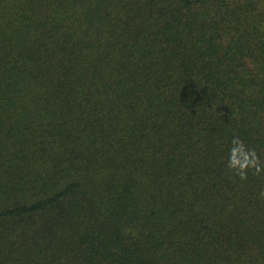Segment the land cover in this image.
Listing matches in <instances>:
<instances>
[{
  "label": "trees",
  "instance_id": "obj_1",
  "mask_svg": "<svg viewBox=\"0 0 264 264\" xmlns=\"http://www.w3.org/2000/svg\"><path fill=\"white\" fill-rule=\"evenodd\" d=\"M262 191L264 0H0V264H264Z\"/></svg>",
  "mask_w": 264,
  "mask_h": 264
},
{
  "label": "clouds",
  "instance_id": "obj_2",
  "mask_svg": "<svg viewBox=\"0 0 264 264\" xmlns=\"http://www.w3.org/2000/svg\"><path fill=\"white\" fill-rule=\"evenodd\" d=\"M229 149L227 167L241 180L247 179L249 169H254L253 174L258 175L262 170L261 161L254 148H248L239 137H233ZM264 197V191L260 193Z\"/></svg>",
  "mask_w": 264,
  "mask_h": 264
}]
</instances>
